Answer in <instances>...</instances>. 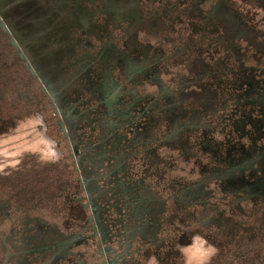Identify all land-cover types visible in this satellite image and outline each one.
Here are the masks:
<instances>
[{"label": "rangeland", "instance_id": "obj_1", "mask_svg": "<svg viewBox=\"0 0 264 264\" xmlns=\"http://www.w3.org/2000/svg\"><path fill=\"white\" fill-rule=\"evenodd\" d=\"M8 1L6 18L20 33L22 47H12V38L0 26V264L22 227L33 220L67 232L84 230L89 236L99 227L89 223L95 202L89 190L97 160L104 157L102 165L110 172L100 151L103 130L109 126L98 123L105 116V85L110 84L109 92L125 87L127 103L138 100L151 108L144 116L147 129L150 120H161L162 96L169 101L174 94L203 99L207 109L201 122L215 123L217 130L225 126L226 135L232 133L228 126L236 110L241 67L257 55L264 57V0ZM22 53L32 59L41 82L30 74ZM136 131L119 130L125 141L120 139L109 151L120 152L126 143L124 151L133 153L128 163L132 176L164 195L172 188L180 199L185 189L203 180L207 156L202 149L174 151L164 141L166 131L154 130V138ZM197 133L202 138V132ZM215 185L212 181L206 186L214 189L212 207L187 205L192 212L187 222L163 224L164 243L181 242L180 264H187V250L206 258L200 264L249 260L251 247L262 241L226 248L225 239L228 244L233 238L205 229L206 220L219 214L255 231L264 226V209L255 212V205L242 202L238 206L244 213L237 214L232 209L236 202ZM204 193L207 199L210 194ZM104 199L105 207L114 204V199ZM109 209L113 218L114 208ZM261 232L264 235V229ZM101 236L89 242V248L93 257L105 261L110 253ZM209 246L215 252L210 253Z\"/></svg>", "mask_w": 264, "mask_h": 264}, {"label": "flooded vegetation", "instance_id": "obj_2", "mask_svg": "<svg viewBox=\"0 0 264 264\" xmlns=\"http://www.w3.org/2000/svg\"><path fill=\"white\" fill-rule=\"evenodd\" d=\"M8 2V0H0V26L12 38V47L21 50L20 33L6 18ZM20 56L24 58L30 74L41 82L40 75L32 59L25 55L23 57V53ZM241 68L243 76L238 83L239 91H236V103H234V109L236 110H234L233 115H230L231 122L228 126L232 133L226 135L222 133L225 126L222 125L221 130H217L215 123L201 122L203 121L201 118L202 113L207 109L204 106L206 103L203 99L202 102L193 98L176 97L174 94L169 101L162 96L165 108H162V105L159 107V112L163 113L161 120L158 122L150 120L153 123L147 129L145 128L144 116L148 115L147 113L151 111V108L143 103L139 105L138 100L135 103H127V88L116 87L113 92H109V90H112L109 87L110 84L105 85L101 89L105 116L98 123L103 128L109 126L107 130H103L104 135L101 137L100 144L102 148L100 151L112 170L105 172L103 168L105 172L104 179L112 181V189L106 190L103 197H106V202L114 199V204H108L105 207L99 199L92 207L90 206L94 219H90L89 223L97 222L99 225V227L92 228L90 236L84 230L66 231L67 233L64 234L63 231L54 226L39 225L37 221L33 220L30 226L24 225L22 227V232L17 238L18 241L12 244L11 248L7 247L8 250H11L7 254L8 259L15 258L17 263L50 264L54 252L59 248L68 247L67 253L75 256L73 253L77 245L86 246V243L95 240L99 235H102L101 238L107 240L108 244L114 238L110 229H106L107 225L101 226L98 216L100 213L108 211L109 208L111 209V207L114 208L118 216L114 218L116 222L112 220L108 221V224L115 223V225L119 224L121 226L126 224L127 242L132 237L139 235L140 231L148 226V222L151 225L153 224L154 227L158 225L151 218L156 213L155 209L157 210V207L153 209L147 201L149 194L146 187L140 180L132 181L128 177L126 178L122 170L127 157L128 169L129 156L133 153H127L126 158L122 156L124 149L128 148L126 143H121L124 146L119 147L121 148L120 152L111 151L109 153L111 145L115 144L116 147L120 139L125 141L117 134L119 130L123 132H135L137 130L136 134L143 132L145 136L147 132L150 134V137H147L154 138L153 131L161 129L166 131L164 141L170 143L178 152H182L183 149L187 152L197 147L205 152L207 159H205L203 165L207 169V173L203 174V180L197 185L191 186L189 191L185 189L182 200L187 205L197 206L198 203L196 202H199V207L206 210L212 207V203L209 202L214 199V195L210 192L214 189L206 188L207 184L212 181L217 185L214 188L225 192V196L221 195L226 199H232L236 202V205L242 202L253 205L257 202H264V57L261 54L257 55L254 62H249ZM245 69L247 75L244 74ZM158 85L161 91L165 89L161 82ZM131 95H134V93L132 92ZM49 96L53 98L52 93H49ZM57 110L59 111L58 108ZM139 119H142V123ZM225 119V121L221 120L220 122H227V117ZM197 131L202 132V138H200ZM132 148L129 145V150H132ZM191 192L193 194H190ZM204 192L210 194L207 199H205L206 194ZM178 199L180 200V197ZM196 199L200 201H196ZM110 209L109 211H111ZM121 216L123 220L119 219ZM124 217H127V219ZM137 238L139 237L137 236ZM105 252L110 253L109 257H112L113 254L108 247ZM109 257L103 261V264H114L113 258L109 259Z\"/></svg>", "mask_w": 264, "mask_h": 264}, {"label": "crops", "instance_id": "obj_3", "mask_svg": "<svg viewBox=\"0 0 264 264\" xmlns=\"http://www.w3.org/2000/svg\"><path fill=\"white\" fill-rule=\"evenodd\" d=\"M174 151H177L175 148H173ZM96 153V152H95ZM98 154V153H97ZM122 156L124 158L127 157V151L123 152ZM95 166H93L94 171H97V175L93 177L91 180V184H93V189L89 190L90 194L92 196V199H95L94 201L97 202V200L100 199V203L102 204L103 201V195L104 192L108 189H112L111 183L112 181H107L104 179L103 174V165L102 163L98 162V160L94 163ZM129 165V164H128ZM92 166V165H91ZM109 171H112L109 168V165L107 164ZM122 169L124 171L125 177L129 178L132 181H141L144 182L142 179L137 178L135 175H131V169L130 165L127 169V158L125 160V165ZM102 171V173L100 172ZM149 173L148 175H152L153 171L147 170ZM134 174V173H133ZM154 176V175H153ZM156 179V177H154ZM89 182H87L88 184ZM144 187H146L148 192V199L147 201L151 204L152 208L155 209L156 213L151 217L152 220H155L158 225L156 227L153 226V224H149L148 226L144 227L143 230L140 231V234L137 236L132 237L130 241L127 242V225L124 226L116 225L113 223L112 225L108 224V221L114 220V217H116L118 214H115V216L109 214L108 212L100 213L98 216L99 223H101V226L104 227L107 225L106 229H110V232L114 239L110 240L108 243V248L111 251L112 258L114 261V264H180L179 258H180V243L179 240L167 244L164 243V237H162V232L164 230V223L168 224H177L178 226L179 222L188 221L190 217L192 216V212L188 210L189 206L187 204L183 203L184 201L182 199H178L176 195H174L172 188L169 190L168 195H164L165 193L159 192L157 189H154L150 184L147 183L144 184ZM156 187V185H155ZM106 188V189H105ZM106 201V199H104ZM94 202V203H95ZM182 202V203H181ZM171 203V204H169ZM241 205V203L239 204ZM253 205V204H252ZM255 212L262 208L264 209V202H257L255 204ZM235 208V209H234ZM232 208L237 213L241 210L239 209L238 204ZM253 211V212H254ZM204 212H206L204 210ZM243 212V211H242ZM240 212V213H242ZM116 213V212H115ZM244 213V212H243ZM238 214V213H237ZM247 214V213H246ZM248 216H253L248 213ZM264 216V214H263ZM30 217V216H28ZM121 218V217H119ZM127 219V217H124ZM123 220V218H121ZM221 221V223H220ZM116 222V220H114ZM207 225H205V229L207 231H214L219 232L223 236L222 237H228L230 240L235 242H229L227 243V239H225L226 243L225 247L229 248V244L236 245L237 247L242 248L243 245L251 246L256 241L262 240L261 242L253 246H258L256 249H252L251 251L252 255L249 260H245V257H237L234 259V262L232 264H262V258L259 255V251L261 250V246H264V235L261 232L262 229H264V226H262L259 230L255 231L252 228H248L245 226H240L238 224H232L229 222V219L227 217H222L220 214L218 217H212L210 216L206 222ZM58 230L63 231L64 234L67 233V229H62L56 227ZM190 233V232H188ZM183 239V238H182ZM233 243V244H231ZM86 246L77 245V248L73 255H69L67 253L68 247L66 248H59L57 251L54 252V256L50 260V264H103V261L101 260V256L97 258L92 256V253L90 252L89 243L85 244ZM185 250V249H183ZM187 250V249H186ZM66 251V252H64ZM202 254V253H201ZM101 255V254H100ZM185 255L187 257V264H200L203 261H205V257H198L199 255H195L193 252L190 253L189 250L185 251ZM8 256V255H7ZM90 256V257H88ZM111 258V257H110ZM111 258V259H112ZM246 262V263H244ZM4 264H26L25 262L17 263L15 258H9L6 257ZM211 264V263H209ZM223 264H229V263H223Z\"/></svg>", "mask_w": 264, "mask_h": 264}, {"label": "clouds", "instance_id": "obj_4", "mask_svg": "<svg viewBox=\"0 0 264 264\" xmlns=\"http://www.w3.org/2000/svg\"><path fill=\"white\" fill-rule=\"evenodd\" d=\"M209 251H210V253L211 252H215V249L214 248H211V246H209Z\"/></svg>", "mask_w": 264, "mask_h": 264}]
</instances>
